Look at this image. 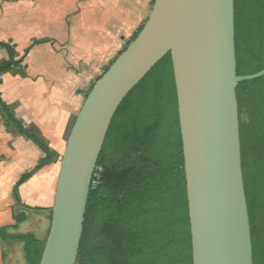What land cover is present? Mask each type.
Here are the masks:
<instances>
[{"label": "water", "instance_id": "obj_1", "mask_svg": "<svg viewBox=\"0 0 264 264\" xmlns=\"http://www.w3.org/2000/svg\"><path fill=\"white\" fill-rule=\"evenodd\" d=\"M171 54L193 264H254L242 169L235 0H154L143 30L95 83L62 157L40 264H76L93 179L124 99Z\"/></svg>", "mask_w": 264, "mask_h": 264}, {"label": "trees", "instance_id": "obj_2", "mask_svg": "<svg viewBox=\"0 0 264 264\" xmlns=\"http://www.w3.org/2000/svg\"><path fill=\"white\" fill-rule=\"evenodd\" d=\"M44 42L30 44L19 60L13 47L0 43L9 54V59L0 64V78L21 68L27 54ZM235 45L239 76L264 70V0H235ZM236 93L253 260L254 264H264V76L240 83ZM0 108L8 123L44 154L32 170L22 175L13 191L19 206L40 212L22 205L19 188L42 168L57 162L59 155L34 129L23 125L1 95ZM44 211L52 214L51 209ZM24 218L16 217L15 221ZM3 232L5 229L0 230V236ZM47 237L40 241L29 233L12 239L24 243L27 264H40ZM76 264H193L171 54L124 99L112 120L93 179Z\"/></svg>", "mask_w": 264, "mask_h": 264}, {"label": "crops", "instance_id": "obj_3", "mask_svg": "<svg viewBox=\"0 0 264 264\" xmlns=\"http://www.w3.org/2000/svg\"><path fill=\"white\" fill-rule=\"evenodd\" d=\"M126 1L0 0V43L13 47L18 60L30 44L46 41L27 54L21 68L0 78V95L60 160L88 92L122 51V34L136 33L147 22L143 23L147 6L130 8ZM37 21L43 25H36ZM8 59V51L0 47V64ZM43 157L38 147L8 123L0 108V230L5 229L0 236V264H27L24 243L12 237L31 233L43 241L31 230L22 232L21 227L30 221L29 215L46 216L44 210L52 209L60 160L19 188L22 205L40 212L19 206L13 196L22 175ZM16 217L25 218L16 223Z\"/></svg>", "mask_w": 264, "mask_h": 264}, {"label": "rangeland", "instance_id": "obj_4", "mask_svg": "<svg viewBox=\"0 0 264 264\" xmlns=\"http://www.w3.org/2000/svg\"><path fill=\"white\" fill-rule=\"evenodd\" d=\"M154 1V0H153ZM153 1L148 2L147 0H127L126 3L130 8H132L133 4H138V5H143L147 6L148 9V14L144 20L143 23H145L151 14L152 8H153ZM67 4V2L64 3V6ZM41 22L42 19H39ZM38 20V21H39ZM34 22L38 26H42L41 22ZM142 23V24H143ZM135 34V31L128 33V35L122 34V46L119 50H123L128 41L132 38V36ZM76 118V117H75ZM75 118L73 123L75 122ZM60 160V158H59ZM58 160V161H59ZM62 158L60 160L61 164ZM30 221L28 220L27 223L23 224L21 227L22 232H25L27 229L33 231L35 234H37L39 237H41L43 240L46 239V237L49 235L50 228H51V223H52V214L50 212L47 213L46 216H40L36 214L29 215ZM29 224V225H28ZM28 226V228H27Z\"/></svg>", "mask_w": 264, "mask_h": 264}]
</instances>
